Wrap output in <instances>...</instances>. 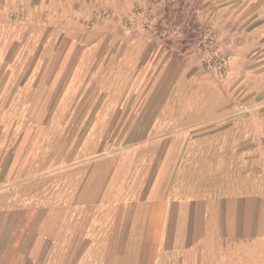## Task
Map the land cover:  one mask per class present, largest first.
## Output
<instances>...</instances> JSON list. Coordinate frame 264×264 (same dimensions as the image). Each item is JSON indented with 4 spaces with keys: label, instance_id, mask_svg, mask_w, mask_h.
I'll list each match as a JSON object with an SVG mask.
<instances>
[{
    "label": "crops",
    "instance_id": "1",
    "mask_svg": "<svg viewBox=\"0 0 264 264\" xmlns=\"http://www.w3.org/2000/svg\"><path fill=\"white\" fill-rule=\"evenodd\" d=\"M17 1L20 14L0 12V49L33 35L45 49L47 25L53 49L99 50L102 78L129 87L109 116L131 120L122 148L70 165L67 184L54 174L51 195L43 167L0 145V264H229L230 247L264 239V112L232 108L264 26L242 4ZM188 23L216 38L226 75Z\"/></svg>",
    "mask_w": 264,
    "mask_h": 264
},
{
    "label": "rangeland",
    "instance_id": "2",
    "mask_svg": "<svg viewBox=\"0 0 264 264\" xmlns=\"http://www.w3.org/2000/svg\"><path fill=\"white\" fill-rule=\"evenodd\" d=\"M14 1L16 5L8 7L1 6L3 0H0V12L20 14L22 5ZM237 3L242 4V16L255 20L252 25L264 26V0L247 3L237 0ZM185 4L193 11L198 2L186 0ZM219 4H223L222 0L212 3L211 7L218 8ZM50 10L51 7H45L46 16ZM176 15L190 21L193 18V14ZM175 21L178 23L174 24L182 27ZM194 27L188 23L189 38H194L199 48L211 56L209 65H214L213 59L218 58L223 67L214 68L220 75H226L228 64L219 52L216 38L212 34L197 36ZM50 31L46 25L45 49H36L34 35L30 38V49H0V145L7 142L13 147L12 161L21 165L27 161L30 170L32 166L43 167L39 173L44 178L45 194L53 190L54 174L60 173L61 180L65 179L67 184L70 165L122 148L125 134L118 133L117 129L123 125L126 128L131 120L109 116L129 87L122 81L117 83V79L102 78L99 50L85 54L84 49H53L52 38L48 37ZM254 40L255 48L248 57L232 106L237 112H264V36ZM206 49H216V52ZM86 62L88 65L84 68ZM21 151L25 157L15 155ZM228 254L229 264H264V239L252 245L230 247Z\"/></svg>",
    "mask_w": 264,
    "mask_h": 264
},
{
    "label": "built area",
    "instance_id": "3",
    "mask_svg": "<svg viewBox=\"0 0 264 264\" xmlns=\"http://www.w3.org/2000/svg\"><path fill=\"white\" fill-rule=\"evenodd\" d=\"M211 44V43H210ZM207 50V49H206ZM209 50V52H212L213 50H214V52H216V49H208ZM207 50V51H208ZM214 55L216 56V53H214ZM214 56V57H215ZM214 61H216V62H214ZM213 62H214V65H212V66H216V69L217 70H220V69H222V67H223V63L221 62V61H219V59L218 58H214L213 59Z\"/></svg>",
    "mask_w": 264,
    "mask_h": 264
}]
</instances>
